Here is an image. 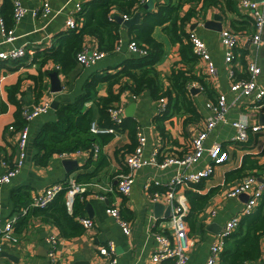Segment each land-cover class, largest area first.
Returning a JSON list of instances; mask_svg holds the SVG:
<instances>
[{
    "label": "crops",
    "instance_id": "1",
    "mask_svg": "<svg viewBox=\"0 0 264 264\" xmlns=\"http://www.w3.org/2000/svg\"><path fill=\"white\" fill-rule=\"evenodd\" d=\"M11 7L13 9V0ZM51 6V13L42 15L34 14L33 11L39 9L42 0H21L29 9V12L15 26L16 38L11 42H6L1 33V24L4 20V11L7 9L8 0H0V51L7 50L14 46H24L27 53L21 59L15 61L0 60V173L5 172L2 163L3 153L14 154L17 151V138L19 129L9 130L10 125L17 123L18 107L9 101L8 88L10 85L21 82V93L18 95L23 106L32 107L42 101H49L51 107L47 112L42 113L31 122V139L28 146V155L24 166L13 176L11 182L4 185L0 192V226L4 227L9 218L16 216L15 190L27 191L29 197L20 201L28 204L31 197L43 193L49 186L65 182L69 175L78 176L81 172H93L92 181H100L104 184H111L116 188V175L126 168L125 156L127 148H122L131 141L130 128L128 122H124V129L101 147V155L96 159H90L89 151L81 150L73 154L69 159H75L76 164L67 169L64 159L60 154L52 156L47 163L36 160V147L34 139L42 126L57 119L56 108L59 104L67 101H74L77 96L85 94L86 81L98 72H116L132 54L128 48V42L133 39L134 34L130 33L128 26L121 28L124 44L121 50L109 52V54L90 66L77 64L68 72L57 67L52 59L43 65L44 51H49L52 47H57L61 36L68 34L73 28L67 26V20L78 2L85 4L93 0H48ZM262 1V0H258ZM151 9L157 11L162 4H176L179 0H151ZM146 3V2H145ZM145 3H143L145 5ZM261 11L264 5H260ZM144 10L141 11V21ZM192 12L190 18L185 23L187 31H195L207 44L217 66V74L207 76V70L202 61L196 63L192 74L197 79L191 78L190 84L204 85L214 93L217 100L220 93L226 94V116L227 122H217L215 127L209 132L205 145L218 141L229 150L230 158L216 168L212 176L202 180L201 187L183 185L182 191L186 193L188 189L206 193L213 187L219 189L211 197L207 206L198 215V221L194 231L190 229L191 250L189 252V264H205L210 246L218 233L225 226L228 219L240 213L248 200L245 193L237 196L227 194L235 186L240 178L227 181V171L240 167L246 153L258 154L260 161L264 162V128L256 133H251L248 141L237 145L234 138L237 128L233 121L237 119H247L250 124L264 123V98L257 101L254 96H244L241 92L231 90L233 73L236 78H243L248 75L247 65L250 61H257L263 71L256 76L259 85L264 86V41L261 44L253 42L255 33L256 16L250 6H245L240 0H190L185 1L179 12V18ZM216 14L223 16V29L231 28L238 33L239 42L236 47L235 58L231 64L225 60V45L221 40V30H214L206 25L208 20H213ZM11 16L12 10H11ZM120 16V15H119ZM133 16V15H132ZM131 16V17H132ZM83 22V19H82ZM137 23V22H135ZM134 24V23H133ZM82 25V23H81ZM78 26V28L81 27ZM132 25V24H131ZM164 25H156L153 36L163 42L164 52L161 58L154 64L165 88L171 86L169 76L176 67L189 68L182 61L179 43H173L169 35L164 31ZM264 40V38H263ZM86 44L97 45L91 35H85ZM38 52H42L37 55ZM139 55V54H138ZM57 71L62 82V89L52 91V81L50 72ZM234 71V72H233ZM43 74L41 81V93L36 88L35 80L29 74ZM133 84L131 78L123 77L119 83L113 87L115 93L120 92V102L125 106V111L132 105L133 117L138 122L137 130L142 129L147 136V143L144 146V157L151 156L155 147H162L165 152L183 154L190 148L192 139L198 134L205 119L216 114L215 108L210 103L216 101L213 97L204 92L206 84L201 89L193 91L194 100L201 111V118L185 126L184 119L188 116L183 110L174 112L173 106L169 111L171 117L164 120L166 127L165 135H162L157 127L156 116L161 112L160 99L152 96L149 88L140 93L133 92L130 85ZM124 86V87H123ZM122 88V89H121ZM95 94L98 96L108 94L107 81L97 83ZM135 95V96H134ZM58 102L56 108L52 103ZM167 100V99H166ZM168 101H166L167 107ZM93 107L97 112L93 100L85 103L84 109ZM166 110V108H165ZM23 118V117H22ZM120 150V151H119ZM35 157V158H34ZM102 160L100 163L99 161ZM210 161L206 154L198 167H205ZM175 171V166L161 168L155 164H146L139 168L135 174V182L129 196L122 195L117 188L108 192L107 198L97 197L95 193H89L83 215L93 219L92 227H85V231L77 236L63 237L59 228L50 219L42 215H33L26 225L16 233L17 242L5 240L3 242V253L0 257V264H50L51 245L47 236L56 234L60 239L57 244L56 257L57 264H110V258L100 254V247L109 241H114L118 253L116 264H153L151 257L159 247L156 237L158 220L164 218L168 205L164 202L154 201L150 197L152 178H157L162 182L170 179ZM198 184V183H197ZM187 195V194H186ZM29 198V199H28ZM30 200V201H28ZM164 205H158L157 203ZM89 204V206H88ZM117 205L120 208L121 216L131 224L129 234L123 231L122 226L116 216L107 212L108 205ZM28 208H24L22 213H26ZM190 211V210H189ZM188 216V215H187ZM189 224V222H188ZM190 226V225H189ZM264 254V236L262 238L261 258ZM159 264H172L170 260L162 261Z\"/></svg>",
    "mask_w": 264,
    "mask_h": 264
},
{
    "label": "trees",
    "instance_id": "2",
    "mask_svg": "<svg viewBox=\"0 0 264 264\" xmlns=\"http://www.w3.org/2000/svg\"><path fill=\"white\" fill-rule=\"evenodd\" d=\"M185 1L190 0H179L176 4H162L157 11L146 8L142 0H93L84 4L83 12H81L83 19L81 27L72 29L68 34L61 36L57 47H52L49 51L45 50L43 65L47 60L52 59L63 68L64 72L71 70L77 64L78 52L86 44L84 43L85 35H91L97 40L99 48L113 52L118 38L122 36L121 28L126 27L117 16L123 17L124 14L132 16L142 10H144L143 19L127 28L130 33L134 34L133 39L147 46V53L143 55L132 54L118 67L119 70L116 72H98L86 81L85 94L77 96L74 101L59 104L55 110L57 119L46 122L35 136L34 146L37 149L35 154L37 161L47 163L56 154L80 149L89 151L91 160L101 155V147L109 143L115 134L92 130V121L97 120L100 128L116 126L111 119L109 107L113 103H118L116 100L120 98V92L115 93L113 87L123 77H129L133 80V84L130 85L133 92L140 93L144 89L149 88L154 98L161 99L163 97L167 99L166 110L156 116L157 127L162 135L166 133L164 120L171 117L169 105L173 106L174 112L183 110L184 113H187L188 116L184 119L185 126L201 118V111L194 100L193 88L189 87L191 78L197 79V76L192 74V70L199 60L189 37L190 31L185 28V23L192 12H188L181 19L179 18V12ZM11 10V1L8 0L7 9L3 12L4 20L8 27L13 24ZM156 25H164L163 29L169 35L171 41L179 43L182 61L189 66V68L175 67L169 76L171 86L167 88L163 85V81L154 67V64L164 52L163 42L153 36ZM41 53L38 52L37 55ZM29 75L35 80L37 91L40 94L43 74L40 72L39 74ZM246 77H249V73ZM198 79L201 83L203 81L204 85L206 84L204 92L215 99L214 93L207 87V82H204L202 78ZM104 80L108 83V94L98 96L95 94L97 83ZM21 82L22 80H19L8 88L9 101L16 104L19 110L17 117L22 114L24 107L18 96L21 93ZM89 100H93L97 112L93 107L84 109L85 103ZM22 117L21 120L18 118L17 123L14 124L16 129L20 130L25 124V119ZM125 122H128L127 125L131 134V141L122 147L127 148V155L137 145L138 122L133 117H126ZM124 124L122 129H124ZM96 145L99 146L98 152L94 151ZM1 152L2 148L0 146V154ZM2 157L8 161L10 167L13 166V161L11 160L13 154L3 153ZM251 171L264 178V162L260 161L258 154L246 153L240 167L227 171V181L236 178L241 179ZM93 175V172H81L76 176V180L78 182H91ZM64 184L65 187L55 195L46 207L33 205V197H31V201L28 200L30 201L28 204L21 203L22 197H29V193L26 190L22 192L15 190L13 193L15 203H17L15 206L17 216L15 233L27 224L31 216L42 215V217L52 220L63 237H73L82 234L85 231V226L80 222L79 216L83 215L89 192L76 194L72 210H69L66 197V189L69 182L66 181ZM196 185L201 187L202 184L198 183ZM218 189L219 186H216L206 193L191 189L186 191L190 204L187 220L191 231L195 230L198 215L205 209ZM24 208H28L26 213L21 212ZM263 236L264 194L255 210L244 215L238 227L226 238L220 264H247L259 259L262 252ZM170 261L172 263V260Z\"/></svg>",
    "mask_w": 264,
    "mask_h": 264
},
{
    "label": "built area",
    "instance_id": "3",
    "mask_svg": "<svg viewBox=\"0 0 264 264\" xmlns=\"http://www.w3.org/2000/svg\"><path fill=\"white\" fill-rule=\"evenodd\" d=\"M148 0H142L143 3ZM245 6H250L254 10L256 16L255 33L253 34V42L261 44L263 42L264 31V10L261 11L260 5H264V0H240ZM84 4L78 2L74 11L71 12L67 26L69 28H78L82 23L81 12H83ZM52 11L48 0H42L39 9H36L34 14L41 13L48 15ZM29 12V9L21 2V0H13V24L8 27L5 21L2 20L1 33L5 37L6 42H11L16 38L15 26L22 18ZM131 15L124 14L123 18L128 19ZM190 39L193 44L194 52L198 56L199 61H202L207 70V76L217 74V66L215 61L208 50L206 41L198 35L195 31H190ZM221 40L225 45V60L227 63L235 58L236 47L238 46L239 36L238 33L231 28H224L221 30ZM124 44L123 36L117 40L115 50H121ZM128 48L139 55L147 53V46L140 44L135 39L128 42ZM27 53V48L24 46H14L7 50L0 51V60L15 61L21 59ZM108 51L101 49L98 45L85 44L77 54V62L90 66L100 59L106 57ZM60 68V65H57ZM249 77L236 78L233 73V80L231 82V90L241 92L244 96H254L257 101L264 98V86L259 85L256 81V76L260 74L263 69L257 61H250L247 65ZM234 72V71H233ZM200 85V84H199ZM199 85L190 84L191 87H199ZM203 89L204 85H200ZM135 96V95H134ZM226 94L220 93L216 101H212L210 105L214 106L216 114L205 119L198 134L192 139L190 148L183 154L174 153L173 151L165 152L162 147L158 146L153 149L150 157H144V146L147 143V136L142 129L137 130V145L134 150L128 153L125 157L126 168L116 175L117 190L125 196H129L134 182L136 171L146 164H155L161 168L167 166H175V171L166 182H162L157 178H152L151 183L148 184L150 188V197L154 201L164 202L170 207V212L164 218L158 220L159 230L156 231V237L159 242V247L153 253L151 261L153 264H159L164 260H172V264H189V252L191 250V236L190 226L188 224L187 215L190 210L188 197L182 191L183 185H194L204 179L213 175L216 168L230 158V153L225 146L218 141L205 145L206 138L209 132L215 127L217 122H227L226 116ZM160 111L163 112L166 108V99L161 98ZM51 107L49 101H42L32 107L24 106L22 110L25 124L19 130L17 138V151L14 152L11 160L13 166L10 167L8 161L2 157V163L5 166V172L0 173V192L4 185L11 182L20 169L24 166L28 155V146L31 139V122L44 112H47ZM111 119L115 122L116 126L100 128L97 120L92 121V130L111 132L115 135L122 129L126 120L125 106L118 103H113L109 107ZM234 126L237 128V133L234 141L237 145L246 142L250 138L251 133H256L264 128V123L250 124L247 119H237L233 121ZM16 129L15 125H10L9 130ZM99 146L94 147V151L98 152ZM81 150L73 152H64L60 156L62 158L71 157L73 154ZM210 157V161L205 167H198L201 160L205 155ZM69 182L66 191L67 205L69 210H72L75 195L78 193H95L97 197L106 199L110 191L115 190L111 184L107 185L100 181L91 182H78L76 176L69 175L66 180ZM65 181V182H66ZM65 182L56 183L49 186L43 193L34 196L32 204L35 206L46 207L55 195L65 187ZM155 188V189H154ZM248 194V200L243 210L232 216L227 220L222 231L218 233L217 238L214 239L210 246L209 256L205 264H220L221 253L224 249L226 238L233 233L238 227L241 218L253 212L259 204L264 194V178L258 176L255 172L247 173L240 181L228 190L227 194L230 196H237L239 194ZM107 212L116 216L123 231L127 234L131 232L130 222L121 216L120 208L117 205H108ZM17 216L9 218L4 227L0 226V257L3 253V242L5 240H12L17 242L18 238L15 233V223ZM80 222L85 227H92L93 219L86 215L79 216ZM59 237L51 233L47 236V240L51 245L50 251V264H57L58 258L56 257V249ZM100 254L110 258V264L118 262V253L114 241H109L106 245L100 247ZM247 264H264V254L261 258L248 262Z\"/></svg>",
    "mask_w": 264,
    "mask_h": 264
},
{
    "label": "water",
    "instance_id": "4",
    "mask_svg": "<svg viewBox=\"0 0 264 264\" xmlns=\"http://www.w3.org/2000/svg\"><path fill=\"white\" fill-rule=\"evenodd\" d=\"M151 0H148L145 3V7L146 8H151ZM118 19L123 22L126 26H130L131 24L135 23V22H139L140 17H141V12H137L135 13L132 17L128 18V19H123L122 16H117ZM206 25L210 28H213L214 30H222L223 29V16L222 15H215V18L213 20H208ZM264 34V31H263ZM264 38V35H263ZM49 76L51 77V81H52V91H59L62 89V82L61 79L59 78L58 72L57 71H53L49 73ZM198 89L193 88V91H197ZM58 105V102L54 100V102L52 103V107L56 108ZM133 107L134 105L130 106L127 110H126V114L128 116H131L133 114ZM64 164L66 166L67 169H70V167L74 164H76V160L75 159H69L66 158L64 159ZM246 194V193H245ZM248 194H246L247 196ZM158 205H164L163 203H157ZM89 206V204H88ZM170 212V207H168V209L166 210V215H168Z\"/></svg>",
    "mask_w": 264,
    "mask_h": 264
},
{
    "label": "rangeland",
    "instance_id": "5",
    "mask_svg": "<svg viewBox=\"0 0 264 264\" xmlns=\"http://www.w3.org/2000/svg\"><path fill=\"white\" fill-rule=\"evenodd\" d=\"M223 165H225V164H223Z\"/></svg>",
    "mask_w": 264,
    "mask_h": 264
}]
</instances>
